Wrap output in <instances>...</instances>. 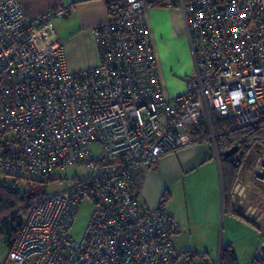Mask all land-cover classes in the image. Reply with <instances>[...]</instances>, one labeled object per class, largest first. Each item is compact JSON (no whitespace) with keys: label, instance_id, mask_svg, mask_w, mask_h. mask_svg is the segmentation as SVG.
I'll use <instances>...</instances> for the list:
<instances>
[{"label":"built area","instance_id":"1","mask_svg":"<svg viewBox=\"0 0 264 264\" xmlns=\"http://www.w3.org/2000/svg\"><path fill=\"white\" fill-rule=\"evenodd\" d=\"M156 8L179 9L192 56L173 97L146 26ZM66 12L30 17L19 0H0V176L47 184L67 168L88 172L0 218L1 229L19 216L0 264H205L175 249L180 225L162 206L143 209V177L162 157L208 140L219 161L210 114L235 128L264 120V0H108L106 21L92 29L98 62L77 73L64 43L46 33ZM248 176L229 200L260 234L249 264H263L264 150ZM84 202L92 210L75 240Z\"/></svg>","mask_w":264,"mask_h":264},{"label":"crops","instance_id":"2","mask_svg":"<svg viewBox=\"0 0 264 264\" xmlns=\"http://www.w3.org/2000/svg\"><path fill=\"white\" fill-rule=\"evenodd\" d=\"M19 1L30 17L49 8H66V15L52 21L46 33L53 34L56 42L64 43L69 72L77 73L97 64L92 29L106 21L108 0ZM146 26L162 89L166 96H176L183 92L184 79L192 73V56L181 12L178 8L152 9L146 14ZM216 161L214 148L209 142H200L162 157L144 174L140 203L144 210H152L160 205L164 193L169 194L163 209L180 225V232L173 240L176 250L181 247L182 252L201 253L210 264H218L222 245H229L237 264H249L260 234L252 223L233 212L229 200L234 185L248 180L249 170L244 165L239 178L225 196L220 162ZM214 167L219 169L221 187L213 202L200 206L192 195L186 203L185 213L175 209L172 205L174 190L181 185L189 189V195L193 194L194 176L205 168ZM251 189L252 192L258 190L255 186ZM221 230L227 239L218 244Z\"/></svg>","mask_w":264,"mask_h":264},{"label":"trees","instance_id":"3","mask_svg":"<svg viewBox=\"0 0 264 264\" xmlns=\"http://www.w3.org/2000/svg\"><path fill=\"white\" fill-rule=\"evenodd\" d=\"M162 1L163 0H151V3H154L155 6L159 7ZM210 119L212 131L216 137L224 195L227 196L232 186L239 178L249 154L253 150H257L259 147L264 146V120H260L244 127L235 128L232 123L226 120H220L214 114H210ZM233 147L237 148L235 155L229 159H224L222 156L223 153ZM8 177L14 178L13 183L9 184L0 181V218L11 214L17 208L27 204L31 200L44 195L39 189H34L33 192L29 190L30 182H26L29 187L27 191L20 194L18 186L23 180L14 176ZM33 184L37 186L43 185L40 183ZM168 200L169 194L164 193L160 201V206L163 207ZM18 226L19 216L14 215L3 224L0 231H2L5 236H10L11 233L17 230ZM189 254H194L197 257L202 258L205 264L208 262L204 255L191 252H189ZM219 264H237L236 256L229 245H222Z\"/></svg>","mask_w":264,"mask_h":264},{"label":"rangeland","instance_id":"4","mask_svg":"<svg viewBox=\"0 0 264 264\" xmlns=\"http://www.w3.org/2000/svg\"><path fill=\"white\" fill-rule=\"evenodd\" d=\"M205 138L207 139L210 138L209 132L205 134ZM208 142L213 147L212 142H210V140H208ZM214 143H215L214 146L217 150L215 135H214ZM263 150L264 148L263 146H261L257 150H253L249 154V157L245 161V169L249 170L251 168V163L253 157L256 155V152L257 151L261 152ZM87 175L88 172H86L84 169L67 168L65 173L56 174V178H57L56 182H51L40 186H37L33 183H29L30 184L29 190L33 192L34 189H39L41 193H43L44 195H55L65 191L73 183V181H75V179L81 181ZM13 180H14L13 177H8L4 175L0 176L1 182H6L10 184L13 183ZM220 187H221V183L219 177V169L217 167L211 168L209 170L205 168L194 176L193 194L189 195V189L186 190L185 186H181V185L174 190L172 205L175 209L178 210L179 208L183 213H185L186 212L185 210L187 208L186 203L187 201H189L192 195H193L192 199H194L198 204H200V206L210 205L213 202V199L217 196V194L220 193ZM28 188L29 187L27 186L26 182L21 181V183L18 186V191L20 192V194H23L25 191H27ZM91 210H92L91 204H88L86 202H84L82 207L80 208L77 217L70 229V234L72 238H74L75 240H80V238L82 237L86 225L88 223ZM221 227H222V223H221ZM223 233L224 232L221 230L218 237V244L226 242L227 235ZM4 237H5L4 233L0 231V244L3 241ZM177 250L180 252L183 251L181 247H177ZM0 255H3V250L1 249V246H0ZM199 255L202 254L200 253Z\"/></svg>","mask_w":264,"mask_h":264},{"label":"water","instance_id":"5","mask_svg":"<svg viewBox=\"0 0 264 264\" xmlns=\"http://www.w3.org/2000/svg\"><path fill=\"white\" fill-rule=\"evenodd\" d=\"M237 152V148L233 147L230 150L226 151L225 153H223V158L224 159H229L231 158L235 153Z\"/></svg>","mask_w":264,"mask_h":264},{"label":"flooded vegetation","instance_id":"6","mask_svg":"<svg viewBox=\"0 0 264 264\" xmlns=\"http://www.w3.org/2000/svg\"><path fill=\"white\" fill-rule=\"evenodd\" d=\"M235 155V154H234Z\"/></svg>","mask_w":264,"mask_h":264}]
</instances>
